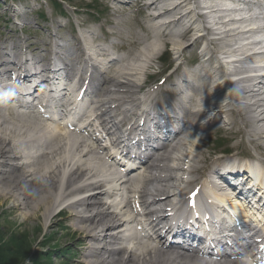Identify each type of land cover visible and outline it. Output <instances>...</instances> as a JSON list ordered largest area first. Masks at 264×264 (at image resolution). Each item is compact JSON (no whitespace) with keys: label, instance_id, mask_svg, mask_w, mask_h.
<instances>
[{"label":"bare ground","instance_id":"1","mask_svg":"<svg viewBox=\"0 0 264 264\" xmlns=\"http://www.w3.org/2000/svg\"><path fill=\"white\" fill-rule=\"evenodd\" d=\"M117 1V5L127 8L139 6L143 12V34H133L128 45L120 46V50L130 54L128 57L112 59L102 71L99 70L100 63L93 61L98 57L107 60L111 54L96 47L92 36L81 35L89 39L88 42L80 35L74 38L73 48L80 55H86L88 49L91 52L81 62L63 57L66 47L59 46L58 36H51L55 58L63 57L61 61L66 74L57 75L61 86L65 77L73 79L74 68L78 65H81L77 67L79 72L88 68V72L96 74L91 81H97V88L89 94L95 98L82 112L83 116L91 115L80 132L103 130L101 138L108 139L110 146L125 144L123 139L127 141L133 134L129 131L135 127L133 124L123 132L129 116L139 114L145 119L151 116L153 106L141 114L138 112L142 101L137 96L143 91L139 82L165 51L173 54L172 63L176 65L170 74L175 77L172 83L175 92L183 89L182 92L188 90L191 93L187 108L181 107L187 123L176 139L149 155L143 170L125 174L115 168L114 157L105 154L108 147L96 146L101 140L80 137L65 128L60 132L53 131L47 123L40 125L14 111L0 109V196L14 197L19 205L33 211L43 208L47 222L56 214L73 212L74 224L79 226L74 233L87 238L80 241L88 244L85 264H210L194 254L185 256L174 247L166 246L159 232L186 207L182 198L185 189L194 186V190H199L197 181L191 176L198 174L199 164L206 158L201 154L200 160L197 149L204 147L201 141L205 135L200 136L197 131L230 130L244 137L243 141L247 137L256 152L255 158L251 155L253 162L249 163V168H256V174L264 177V77L260 76L264 71V0H141L145 3L143 6L138 0ZM241 5L243 7L238 8ZM60 7L65 8L62 1ZM256 10L263 17L257 15ZM243 11L245 13H241ZM7 16L4 14L2 20L8 21ZM44 18L37 16L36 19L42 22ZM27 43L28 40L24 41L25 45L21 42L0 45V80L8 72L5 68L18 67L21 51L29 50L30 65L36 62L41 65L39 74L53 62L52 59L37 58L36 44L26 49ZM7 49L14 54L12 62L7 61L10 58L5 52ZM190 51L197 66L194 65L195 70H192L185 65L182 73L179 61ZM228 60L233 61L231 65H226ZM238 76L244 77L232 81ZM86 79L80 75L77 83ZM169 81L167 79L163 85ZM106 85L110 88L104 89ZM34 87L32 85L25 93L30 96ZM10 91L9 87L8 93ZM122 106L126 107L122 110ZM119 115L123 117L121 123L115 120ZM203 119L208 120L206 125L190 126L191 120ZM154 120L160 126L157 116ZM239 123L243 125L242 129L238 128ZM234 125H237V131L232 132ZM35 146L41 153L33 152ZM231 184L237 185L235 181ZM206 187V182L201 184L202 191ZM228 192L234 195L232 190ZM231 195L230 199L219 193L216 196L221 202L234 206L236 202ZM200 197L201 193L197 194L196 198ZM201 204L204 206L202 200ZM142 216L147 222L140 221ZM130 242L133 247L126 246Z\"/></svg>","mask_w":264,"mask_h":264},{"label":"rangeland","instance_id":"2","mask_svg":"<svg viewBox=\"0 0 264 264\" xmlns=\"http://www.w3.org/2000/svg\"><path fill=\"white\" fill-rule=\"evenodd\" d=\"M61 1L64 3L65 8H56L55 3L59 4ZM117 2V0H0V45L4 43L17 44L18 42L25 45L24 41L28 40L25 46L26 49L31 44H36L38 56L46 57L49 60L54 57L53 48L55 46L52 43L53 38L51 39V36L56 38L58 36L59 46H64L68 48V53L77 55L76 50L73 48L72 40L79 35L87 37V34H89L93 40L98 41L95 46H99L102 49L105 48L109 54L114 55L107 61L98 57V60L103 61V65L108 64L112 58H126L130 54L126 50L118 53L115 45H128V41L133 38V34H143L141 28L143 12L138 8L139 6L127 8L126 5H117ZM138 2L142 3V6L145 4L141 0H138ZM233 5L235 6V4ZM27 7H29L28 10ZM240 7L243 6H238V8ZM256 11L258 12L257 15L263 17L259 10ZM60 12H64V14ZM241 13H245V11ZM4 14L8 15V21L2 20L1 17ZM41 15L45 17L42 22L36 19L37 16ZM234 16L236 17L237 14ZM234 16L229 17L233 18ZM108 33H114V35L107 36ZM188 35V38H191V34L188 33ZM81 38L87 39L82 36ZM23 45L22 48H24ZM28 51H21L20 57L31 55ZM5 52L10 56H14V54L11 55L9 49ZM189 53L185 54V57H182L183 59L181 58L179 61V67H181L182 71L185 65L195 70L193 66L196 63L193 61L191 51ZM162 58L165 61L164 63L160 61ZM172 59L173 54L165 51L152 64L146 75L142 77L139 84L141 87L145 85L143 101L150 100L152 105H154L153 99L149 98V96L159 93L155 101L160 102L165 91L169 89L167 85H170L171 88V83L175 81V77L169 75L174 72L176 66L172 65L171 71L169 70L170 66L168 64H173ZM214 66H217V61L215 60ZM165 72L169 73L163 77ZM164 79H170V81L166 86H162L158 91H155L156 88L158 89L159 83ZM149 89L153 92H150ZM206 120L203 119L202 121ZM12 123L15 124L16 121ZM234 126H231L234 127L232 132L237 131V125ZM238 128L242 129L243 125L239 123ZM82 136H85V134ZM243 138L239 134L231 133L230 130L218 131L212 128L205 132V136L201 141L204 147L202 149L200 147L197 151L200 154V160L201 154L206 159L199 166H203L205 170L216 164L218 158L225 159L226 156L220 154L215 156V154L221 153L226 148L233 152L232 157L245 153L255 158L254 154L256 152L253 146L247 137L244 139L245 142ZM219 139H223L226 142L224 147L217 149L216 141ZM243 146H245V149H243ZM33 152L41 153L36 146ZM198 174L193 175L192 179L201 178ZM187 178L188 176H186ZM43 214V208L33 211L30 207L24 208L19 205L14 197L0 196V264H85L84 261L87 260L84 257V253L88 244L80 243V241H84L83 239L86 240L87 238L82 234L74 233V231L79 229V226L74 224L73 212L56 214L48 222L45 221Z\"/></svg>","mask_w":264,"mask_h":264},{"label":"trees","instance_id":"3","mask_svg":"<svg viewBox=\"0 0 264 264\" xmlns=\"http://www.w3.org/2000/svg\"><path fill=\"white\" fill-rule=\"evenodd\" d=\"M56 5H57V7H60V3L58 4V3H55Z\"/></svg>","mask_w":264,"mask_h":264}]
</instances>
